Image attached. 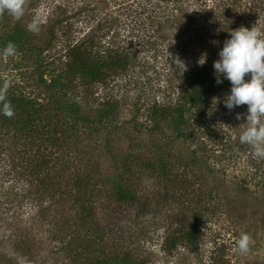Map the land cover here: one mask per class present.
I'll return each mask as SVG.
<instances>
[{"label": "rangeland", "instance_id": "rangeland-1", "mask_svg": "<svg viewBox=\"0 0 264 264\" xmlns=\"http://www.w3.org/2000/svg\"><path fill=\"white\" fill-rule=\"evenodd\" d=\"M13 1L0 0V14L12 17L0 35L19 23ZM28 1L22 25L41 36L45 64L62 67L68 46L92 39L91 32L101 50L136 55L126 72L104 83L48 89L35 58L0 49V91L29 98L46 120L66 124L65 164L53 169L60 178L50 195L38 169L59 151L0 125V264H264V0ZM52 14L69 18L71 37L63 30L47 48L40 32ZM214 43L236 67L249 68L255 89L246 100L220 94L205 116L192 110L180 121L174 107L187 108L181 80ZM156 110H166L165 118ZM254 129V149L238 146L236 137ZM78 182L95 190L101 221L85 230L77 222L71 238L60 228L64 218L65 226L77 220L71 196ZM119 182L138 192V204L116 201ZM194 217L197 243L166 252L167 238L182 237ZM69 238L76 243L66 250Z\"/></svg>", "mask_w": 264, "mask_h": 264}, {"label": "trees", "instance_id": "trees-1", "mask_svg": "<svg viewBox=\"0 0 264 264\" xmlns=\"http://www.w3.org/2000/svg\"><path fill=\"white\" fill-rule=\"evenodd\" d=\"M173 3H179L185 0H169ZM32 2V1H31ZM31 2L28 0H14V6L17 10H20L18 24H15L9 33L4 32L0 35V49L6 50V52L16 55H30L36 60V70L41 83L48 89L58 87L64 89V82H73L79 80L86 87L101 84L106 82L112 75L126 72L132 65L135 59L136 53H129V51L106 49L101 50L99 41L95 39L94 33L90 39V35L82 42L78 41L75 45L68 46V54L62 67H57L56 64H45L41 58L46 50L41 49L38 44L42 42L41 36L33 35V31H29L22 25L24 23V11L25 5L31 6ZM50 15L47 20L48 27L46 31H42L44 36L46 35L47 48L52 47L54 42L59 38L58 33L63 32L71 37V23L68 22L69 18H63L61 15L53 17ZM12 21V17L8 14H0V25L9 24ZM51 20V22H49ZM34 23L37 22L36 19ZM102 27V26H101ZM100 27V28H101ZM98 29L103 31V29ZM97 32V30H95ZM32 33V34H31ZM98 33V32H97ZM69 37V38H70ZM98 37V35L96 36ZM214 48H210L208 55L206 56L204 63L199 67H195L190 74L183 77L181 80L184 87V102L187 104V108L178 104L174 107L176 114L180 117V121L188 111H197L202 116H205L209 112L210 103L220 94L234 95L246 100V96L254 91L255 86L249 78V68H246L245 64L238 65L237 67L231 61V53L225 50L224 46L214 43ZM242 54L244 51L242 50ZM227 57V58H226ZM226 58V59H225ZM237 72V73H236ZM46 78V79H45ZM259 84V83H258ZM260 92L264 93V83L260 84ZM90 91V90H89ZM92 92V91H90ZM21 95H16L15 92L11 94H4L0 91V125L8 129L13 128L16 135L24 138H39L41 140L51 142L57 151H59L58 160L51 162L49 159H44L38 170L45 173V177L40 181V185L46 194L50 195L51 188L57 183L59 175L53 173L57 162L59 165L65 164L63 156L66 150L62 149L61 144L65 139L66 124L51 123L46 120L43 115L42 107L29 98H22ZM246 97V98H245ZM72 110L75 113H79L80 109L76 104L72 105ZM166 111V110H163ZM155 111V115L159 119H163L166 116V112ZM225 119V118H223ZM42 125V127H41ZM71 126H75L72 124ZM255 130V129H254ZM247 134L246 137H236V143L240 147H250L256 142V139L260 138V133L255 131ZM224 136L230 137L227 133ZM231 138V137H230ZM254 149V146L253 148ZM163 170H167L166 163L162 166ZM171 171V170H169ZM55 174L54 176H52ZM78 182V191L72 194L71 198L74 201V208L76 210L77 220H72L75 225L65 226V223L69 220L64 218L65 223L60 228L68 232V236L75 238L76 232L73 231L77 222L81 223L83 230L89 227L90 229L98 228L99 214H97V208L94 206L95 202V190L83 187ZM114 192L116 201L121 205L138 204V192L125 182H119L114 186ZM64 196V195H63ZM194 223L190 227H186L180 231L182 237L167 238L164 244V250L166 252H172L178 245H194L197 243L200 232V220L194 217ZM67 239V238H66ZM64 238L61 242H65ZM75 245L76 239H68V244H62L66 250L70 249V245ZM64 249V248H63ZM11 262V260H10ZM92 263V261H91ZM138 264H146L145 262H138Z\"/></svg>", "mask_w": 264, "mask_h": 264}]
</instances>
